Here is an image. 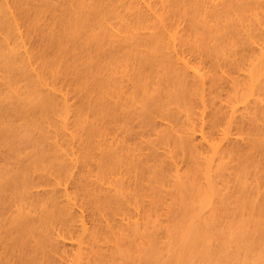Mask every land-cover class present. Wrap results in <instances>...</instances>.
I'll return each instance as SVG.
<instances>
[{
	"label": "bare ground",
	"instance_id": "1",
	"mask_svg": "<svg viewBox=\"0 0 264 264\" xmlns=\"http://www.w3.org/2000/svg\"><path fill=\"white\" fill-rule=\"evenodd\" d=\"M195 1L200 4V14H207L208 17L204 16L207 20L209 16L213 17V21L218 14L223 17L221 12L225 9L227 14L224 12V16H227L228 9L243 5L242 17L234 21L248 35L247 44L236 49L240 43L237 39L226 40V47L218 49H226L222 50L226 52L225 62L214 64L217 65L215 69L214 65L210 68L211 65L203 61L202 54L195 56L188 49V30L186 33L184 30L187 19L178 14L181 11L176 8L178 0H0V264H106L111 257L108 250L112 249H108V242L123 240L132 227L140 232L136 240L143 238V229L148 226L142 224V219L151 214L143 209L145 203L126 205V210L129 207L130 211H120V216L117 207L114 213L118 216L112 215L113 218L108 217L104 209L113 200L119 199V202L121 197L125 198L131 184L142 182L144 169H141L144 167L140 166L146 165L143 159L151 148L156 153L163 148L158 154L166 159L169 164L166 167L169 166L171 173L166 185L182 179L186 183L187 172L198 181L204 204L193 214L184 236L181 235L186 246H193L194 234L196 236V232L216 221H213L219 214L215 212L219 211L216 204L225 200L228 187L231 189L224 175L232 166V152L238 148L256 151L259 141H264V0ZM234 10L238 15L237 7ZM227 20L230 19L227 17ZM224 24L220 20L213 22L215 29L210 33L216 30L221 35L228 34L223 32L227 29L222 27L228 25ZM195 27L194 32L197 31ZM202 36L199 42L204 38ZM44 37H53V46L48 50L42 45ZM103 43L108 44L106 58L103 57V61L106 60L102 64L100 56H96L102 65L97 66L95 59L93 66L91 62L95 55L102 52L98 50H104ZM220 43L221 40L217 44ZM122 44L125 48L122 54L120 49L117 50L119 53L111 51L113 46V50L119 46L124 50ZM196 47L194 49L198 50L200 46ZM169 75L188 84L186 90L190 91V101L195 104L186 108L193 110L191 113L184 109L177 112L176 107L178 116L170 114L174 106L170 109L172 103L168 105L169 99H164L161 91L158 92L169 88L170 83L167 88L164 86L168 79L167 83H161ZM215 76L218 84L221 79L227 85L225 96L218 91L222 82L219 86L213 85L217 83ZM171 78L175 80V77ZM159 81L161 84L158 85ZM152 90H157L156 94L167 100L169 114L165 115V103L159 102L163 99H157L160 105L155 109L163 110L164 115L159 114L158 119L157 113L152 115V109L151 115L145 114L155 121L151 120L154 126L148 135L158 137L167 131L170 135L167 143L174 135L177 137H173L174 140L184 139L189 147L188 152L185 149L188 154L184 153L185 160L174 157L170 150L173 146L164 148L166 136L162 138L163 142L158 139L162 142L158 143L163 144L159 150L157 146L160 145L154 143L157 138L146 139L143 130L134 132L137 114L144 113L143 102L148 107L156 105L154 96L147 94ZM165 92L162 94L166 98L170 92ZM142 114L140 117L144 121ZM176 117L181 122L175 121ZM256 180L254 182H258ZM257 187L251 196L255 195L250 202L253 205L259 198L264 200V197L261 199V188ZM160 205L155 214L152 208L149 210L156 217L154 225L157 223L158 226L167 221L166 199ZM115 242L114 245L121 244ZM258 248L260 250V246ZM261 254L263 260L256 264H264V249Z\"/></svg>",
	"mask_w": 264,
	"mask_h": 264
},
{
	"label": "rangeland",
	"instance_id": "2",
	"mask_svg": "<svg viewBox=\"0 0 264 264\" xmlns=\"http://www.w3.org/2000/svg\"><path fill=\"white\" fill-rule=\"evenodd\" d=\"M195 1V0H194ZM194 1L193 0H191L190 1V4H189V0H178V3H177V5L179 4L180 5V7H179V5L176 7L177 8V11H178V9L180 10L181 9V11H179V15L180 16H184L183 18H186L187 20H185L186 22H184V27L186 26V27H189V28H186L185 27V29L184 30H186L185 31V33L187 32V30H188V32L186 33L187 34V39H188V42H186V45L189 47H187L189 50H192V54H196L195 56H197L198 54H200V56H201V54H202V56H201V58L203 57V61L204 62H206L209 66L211 65V67L210 68H212V65H214V64H220L222 61V63H224L225 61L223 60L224 59V56H225V54L224 53H226L225 51H222V50H226V49H222V50H220V51H218V49H221V48H225L224 47V45H226L225 43L227 42L226 40H228V41H230V40H234L235 41V39H237L236 41H237V43L238 42H240V43H238L235 47H236V49H238V48H240V46H241V44H242V46H241V48L240 49H242V47H245L246 46V44H247V42H246V40L248 39L247 37H248V35L247 34H245L244 33V31L243 30H241L242 28H241V26H239V23H237L236 22V25H235V21L234 20H238L239 18H241L242 17V12H243V10L241 9L242 8V3L241 4H239V5H235V6H233V7H231L232 9V12L230 13V11H229V9H228V15L227 16H224V15H226L227 14V12H225L226 11V9H225V13L226 14H224V12H221V14L223 15V17L225 18V20H223L224 18L223 17H221V15L220 14H218V16H216V19L214 18V21H213V17H210L209 16V18H208V20L210 19V18H212V20L210 21L209 20V22H208V20H207V18H204V16L206 17H208V15L206 14V15H204V14H200V12H199V10H198V7L200 6V4H197L196 3V1H195V3H194ZM184 2V3H183ZM186 2H188V3H186ZM191 2H193V3H191ZM182 4V5H181ZM185 5H186V7H185ZM196 5H197V7H196ZM242 5V6H241ZM191 6V7H190ZM182 7V8H181ZM237 7V11H239V14L237 15V13H236V10H234L235 8ZM193 8H195V10L193 9ZM192 9V10H191ZM197 9V10H196ZM189 10H190V12H189ZM194 11V12H193ZM234 11V12H233ZM183 12V13H182ZM188 12V13H187ZM198 12H199V14H198ZM185 13V14H184ZM194 13V14H193ZM195 13H197L198 15H199V17L197 16V14H195ZM233 13H235V14H233ZM181 14H183V15H181ZM190 14V15H189ZM230 14H231V16H230ZM233 14V15H232ZM188 16V17H187ZM195 16H197L198 17V19H197V17L195 18ZM219 16L221 17L220 19H217V17L219 18ZM238 16V17H237ZM239 16H241V17H239ZM227 17L230 19L229 21L227 20ZM203 18V19H202ZM237 18V19H236ZM199 19H201V20H199ZM203 20V21H202ZM206 20H207V22H206ZM216 20V21H215ZM219 20L221 21V22H223V24L226 22L228 25H227V27L226 28H224V27H222L223 28V30L224 29H227V30H222L223 32H226L227 31V33L228 34H226L225 35V33L224 34H219L216 30H212L211 32L212 33H210V30L211 29H213L214 28V25H213V22L215 23H217V21L219 22ZM223 20V21H222ZM188 21V22H187ZM200 21V22H199ZM225 21V22H224ZM191 22V23H190ZM211 22V23H210ZM234 23L233 25L231 24V23ZM185 23H186V25H185ZM197 23H199V25H200V27H199V25L197 24ZM201 23H203V24H201ZM189 24V25H188ZM192 24V25H191ZM221 24V23H220ZM220 24H218V26L220 25ZM230 24V25H229ZM188 25V26H187ZM194 25H196V27H195V29H197V31H195L194 32ZM211 25H213V27L211 26ZM217 25V24H216ZM225 26H226V24H224ZM223 25V26H224ZM191 26V27H190ZM204 26V27H203ZM230 26V27H229ZM205 27H206V29H205ZM216 27V26H215ZM229 27V28H228ZM238 27V28H237ZM192 28V29H191ZM203 28L206 30H203ZM209 30H208V29ZM199 29V30H198ZM215 29V28H214ZM219 29H221V28H219ZM81 30V29H80ZM83 30V29H82ZM81 30V32H83ZM229 30V31H228ZM239 30V31H238ZM215 31H216V33H217V35L219 36V37H216L217 35H215L216 33H215ZM243 31V32H242ZM196 32H198V33H196ZM201 32V33H200ZM203 32V33H202ZM192 33V34H191ZM196 33V34H195ZM236 33V34H235ZM240 33V34H239ZM242 33H243V35H242ZM190 34H191V36H192V39H191V36H190ZM199 35V37H198V35ZM203 36H202V35ZM211 34H213V35H211ZM238 34V35H237ZM221 35V36H220ZM228 35V36H227ZM237 35V36H236ZM241 35H242V37H241ZM246 35V36H245ZM194 36H196V37H194ZM201 36H202V38L204 39V41H203V43H201L202 42V40L203 39H201V42H199V38H201ZM213 37V38H211V37ZM222 36H223V40H222ZM230 36H234V37H230ZM238 36H239V39H238ZM243 36H244V39H243ZM195 39H194V38ZM198 37V38H197ZM206 37V38H205ZM216 37V38H215ZM230 37V39H228ZM51 40H50V39ZM53 38V37H52ZM51 37H44V39H45V41H44V39H43V43H42V45L44 46L43 48L44 49H47L48 47H52L53 46V39H52ZM220 38V39H219ZM234 38V39H233ZM242 38V39H241ZM191 40V42H190V40ZM197 39V40H196ZM210 39L212 40V41H210ZM220 40H221V43L218 45L217 43H219L220 42ZM244 40V41H243ZM47 41V42H46ZM192 41H195V42H192ZM222 41H223V44H222ZM231 41V42H232ZM51 42V43H50ZM189 42H190V45H189ZM197 42V44H195ZM199 42V43H198ZM207 42H209V45H208V43ZM246 42V43H245ZM50 44V45H47V44ZM117 43V42H116ZM192 43V44H191ZM205 43V44H204ZM234 43V42H233ZM236 43V42H235ZM234 43V44H235ZM104 44V43H103ZM121 43H119V45H120ZM195 44V45H194ZM202 44V45H201ZM108 44H104V50L103 49H100V50H98V51H102L103 52V55H102V52L99 54L98 53V51H97V53L99 54V55H95V57H94V59L92 60V62L91 63H93L92 65L94 66V64L96 63V64H98L97 66H99V65H102L103 64V62H105V60L106 59H104V61H103V57H105L106 58V56H105V54H106V52H105V48H106V50L108 49V46H107ZM192 45V46H191ZM196 45H198L197 47H196ZM218 45V46H217ZM46 46V47H45ZM105 46H107V47H105ZM118 46V45H117ZM121 46V45H120ZM119 46V47H120ZM200 46V47H199ZM204 46V47H203ZM218 48H217V47ZM114 47V46H113ZM113 47H111L112 48V50L111 51H116L117 53H119L120 52V54H122V52H124L125 51V48L123 47V44H122V47H123V49L124 50H122L121 48H119V47H117L116 48V50H113ZM115 47H116V44H115ZM114 47V48H115ZM184 47H185V45H184ZM198 48V50H195L194 48ZM49 48V49H50ZM201 48L202 49H205V51L204 50H201ZM208 48V49H207ZM109 49H110V46H109ZM118 49H120L119 50V52L117 51ZM200 49V50H199ZM48 50V49H47ZM206 50H207V52H206ZM108 51H110V50H108ZM196 51V52H195ZM199 51V52H198ZM201 51V52H200ZM194 52V53H193ZM205 54H204V53ZM207 54V55H206ZM216 54V55H215ZM220 54L222 55V56H220ZM224 54V55H223ZM209 55V56H208ZM218 55V56H217ZM96 56H97V58L100 56V61H102V64H99L100 63V61H98L99 59H97L96 58ZM208 56V57H207ZM102 57V58H101ZM210 57V58H209ZM213 57V58H212ZM217 57H218V59H219V61H218V59H217ZM221 58H222V60H221ZM96 59V62L94 61ZM206 59V60H205ZM212 59V60H211ZM225 59H227V58H225ZM217 60V61H216ZM98 61V62H97ZM95 62V63H94ZM213 63V64H211V63ZM216 62V63H215ZM219 62V63H218ZM215 66V65H214ZM231 67L233 66V65H230ZM82 68V70H83V66H81ZM79 68H80V66H79ZM78 68V70L79 71H82L81 69H79ZM214 69L215 68H217V65L215 66V67H213ZM79 71H78V73H79ZM171 77H175V80L173 81L172 80V78ZM218 78H219V76H217ZM170 78H171V80L173 81V83H172V81L170 82ZM169 80V82L167 83L166 81H168ZM179 79V81H180V83H178L179 81L178 80H176V76H174V75H169L166 79H165V81L164 82H162L161 81V83H167V84H164V86L166 87V85H168L169 83V85L170 86H168L169 88H167V89H162V88H164V86H163V84H162V90H159L158 92H160L161 93V96L164 98V99H169V100H171V101H169L168 100V105L170 104V103H172V106L171 105H169L170 106V109H171V107H173V112L172 111H170V114H174V113H176L174 116H178L177 115V112H180L181 113V109H184V110H186V112L188 113V111H190V109H186V108H191V106H194L195 104H193L194 102L193 101H190V98H189V92L190 91H187L186 89V87H188L187 85H185V83H181V81L183 80H181V78H178ZM215 79H217L216 78V76H215ZM178 81V82H177ZM177 82V83H176ZM183 82V81H182ZM219 82L221 83H223V81H221V79H219ZM159 83H160V81L158 82V85H159ZM160 83V84H161ZM174 83L176 84V85H174ZM215 83V84H214ZM213 83V85H218L219 86V84H218V79H217V83L216 82H214ZM221 83V84H222ZM225 83V82H224ZM223 83V84H224ZM173 84V85H172ZM182 84V85H181ZM220 84V86H219V90L218 91H220L221 92V94L223 93V95L225 96V92L227 91V85H225L224 84V86L223 85H221ZM216 85V86H217ZM183 86V87H182ZM222 86V87H221ZM156 87H157V85H156ZM161 87V85L159 86V88ZM223 87H224V89H223ZM225 87H227L226 88V91H224L225 90ZM158 88V89H159ZM171 89V90H170ZM165 90H166V92L168 93V92H170V95H171V97H170V95L168 96V98H167V96H166V94H165V96H166V98L164 97V94H162V91L163 92H165ZM168 90H170V91H168ZM156 91V92H155ZM173 91V92H172ZM165 92V93H166ZM186 92H188V93H186ZM157 90H152L151 92H148L147 94H149L150 95V97H152L153 98V96H154V98L156 99V101L154 102L153 101V103H155L156 105H149V107H148V104L147 103H145V102H143L144 103V105H143V107H142V110L144 111V113L142 114V113H139V114H137V115H139V116H137L138 118H136V120L137 121H135L134 120V124H135V126H136V128H135V126L133 125V123H132V125L134 126L133 128H134V132L135 131H137V129H138V131L140 132V131H142L143 130V132H145V134L147 133V136L145 135V134H143V132H142V135H144L145 136V138L147 137H149V135H148V133L150 132V129H151V127H152V125H153V123H152V121L153 122H155L154 120H152V117H151V120L150 119H148V116L147 115H145V114H150V110L152 109V111H151V113H152V115H154V113H157V114H155L154 116H156L157 115V117L156 118H158V116H159V114L160 115H162L163 113H162V107H164V106H160L161 108V110L162 111H160L159 109H155L156 107L158 108V106L160 105L159 104V102L161 103V104H164L165 103V107L164 108H166V109H164V111L166 112V114L165 115H168L169 113L167 112V111H169L168 109L169 108H167V104H166V101L167 100H164L163 98H161V96H158L157 94ZM169 94V93H168ZM146 95V94H145ZM149 95H146V97L147 96H149ZM160 95V94H159ZM145 97V96H144ZM191 97V96H190ZM157 99H163V100H161V101H159V102H157L158 100ZM188 101H187V100ZM144 100H148L147 98H144ZM153 100V99H152ZM174 100V101H173ZM186 100V101H185ZM148 102V101H147ZM150 102V101H149ZM157 102V103H156ZM193 102V103H192ZM173 103L175 104V105H173ZM186 103H187V107H186ZM145 104H147L146 105V107H145ZM158 104V105H157ZM191 104V105H190ZM151 106H153V107H151ZM190 106V107H189ZM148 107V110L146 109ZM176 107L178 108L177 110H176ZM182 107V108H181ZM213 107V106H212ZM218 106H215L214 108H217ZM150 108V109H149ZM194 107H192V109H193ZM179 109H180V111H179ZM142 110H139V111H142ZM188 110V111H187ZM142 111V112H143ZM177 111V112H176ZM191 111H193V110H191ZM191 111H190V113H191ZM147 112V113H146ZM168 113V114H167ZM141 114H142V117H145L146 118V120H145V118H143L144 119V121L142 120V118L140 117L141 116ZM179 114V113H178ZM151 115V114H150ZM150 115H149V117H150ZM164 115V114H163ZM154 116H153V118H154ZM140 117V118H139ZM180 117V116H179ZM155 118V119H156ZM177 118V117H176ZM175 118V119H176ZM181 118V117H180ZM180 118H179V120H178V118L175 120V121H179V122H181L180 121ZM184 117H182V119H183ZM141 121H140V120ZM159 119V118H158ZM158 119H156L157 121H158ZM138 120L140 121V122H138ZM148 120V122L147 123H144L145 121H147ZM183 122V121H182ZM139 123V124H138ZM146 124H149V125H151V126H145ZM179 125H180V123H179ZM137 126H138V128H137ZM143 126V127H142ZM154 126V125H153ZM141 127V128H140ZM143 128V129H142ZM139 129H141V130H139ZM144 129L146 130V131H144ZM20 130H22V128H20ZM152 130V129H151ZM137 131V132H138ZM132 132H133V130H132ZM172 133V132H171ZM135 135V134H134ZM172 135H174V134H172ZM162 136V137H161ZM166 136V138L164 139V141L167 139V138H170L169 136L170 135H168L167 134V131L164 133V134H162V135H160V136H152L151 135V137L154 139V138H157V139H154V143H156V146L157 145H160V146H157V148L159 147V150L161 149V147H163V144H164V148H165V146H166V148H167V146H168V148L170 149L171 148V146H173L174 148H171L170 150L172 151V154L174 155V157L176 158V159H183L184 158V156H186V152H188V150H189V147L186 145V143L184 142V139H183V141H182V138L181 137H179L180 139H176V140H174L173 139V137H175V135L172 137V140H170V142L169 143H171L170 145H169V143H167V141H169L168 139L166 140V143L164 142L163 144H162V146H161V144H159L158 143V141L159 142H161L160 140H158V139H162L163 137H165ZM168 136V137H167ZM151 137H149V138H151ZM161 137V138H160ZM146 138V139H147ZM151 138V139H152ZM175 138H177V137H175ZM151 141V140H150ZM172 141V142H171ZM180 141V142H179ZM162 142H163V139H162ZM161 142V143H162ZM260 142V143H259ZM258 143H259V145H257V148H256V151H254L253 150V148L252 149H247V148H245V149H243V150H241L242 148H238L237 150H235L234 152H232V156H233V159H232V169H231V167H230V169L229 170H227V174L229 175L230 173H231V175H230V177L227 175V174H225L224 175V178L226 179V182H227V184H229L230 186H231V189H230V187H228L229 189H230V191H229V189H227V191H225V194H226V192L227 193H229V194H227V196L226 197H224L225 198V200H220V201H218L217 203H219L220 204V206H219V204H216L217 206H218V208H219V211L218 210H216L215 212H219V214L218 215H220V211H221V215L218 217V215L216 216V218H214L213 217V221H214V219H216V221L215 222H211L210 223V225H208V227H203L199 232H196V236H195V234H194V236L193 237H196L195 239H193V241L194 240H196V241H194V245L193 246H191V247H187L186 246V243H185V238L184 237H182V236H184V234H185V231H186V228L188 227V222H190V220L192 219V216H193V214L196 212V210L198 211L201 207H202V204H204L203 203V196H202V194H201V190L199 189V186H198V181H197V179L194 177V176H192L193 174L191 173V172H187L186 174H187V177L185 178V181H186V183H184L183 182V180L184 179H182L181 180V182H179L178 181V183L176 182V183H171L170 185H166L167 184V178H169V175L171 174L170 173V171H169V166H167L166 167V164L167 165H169L168 164V162L166 161V159L164 160V158L162 157V155L160 154H158L159 152H161L162 151V149L159 151V152H157L156 153V151H154L153 150V148H151L152 149V151H151V149L149 150V153H147L146 155H145V157L149 160L148 161V163H147V160H146V158L145 159H143L144 160V162H145V166H143L142 164L144 163V162H142V166H140V168H142V167H144V168H142L141 170H143L142 172L144 173V174H142L141 175V177H143L142 179V182L141 183H133L134 185L136 184V187L133 185V184H131L132 186L129 188V191L127 190V194L125 195V198H123V197H121L122 198V200H120V201H122V203L119 201L118 202V200H113V204L112 203H109L110 202V200H108L109 202V204L107 205V208H105L104 209V212H106L105 214H107L108 215V217H112V215L114 216V215H116L114 212H115V210H118L117 209V207L120 209V210H118L117 212H119L118 214H119V216H120V214H122V213H124V212H129L130 211V209H129V207H127V210H126V205H128L129 204V206L130 205H134V204H144L143 206H144V208L143 209H145L146 210V212H148V215H149V213H151L150 215L152 216V217H150V215H149V217H150V219H149V217H147V215H146V217H144V219H142V221H143V223L142 224H146V226H148L147 227V229H143L144 231L142 232L143 234H144V237L143 238H141V239H137L136 240V238H138V236H139V234H140V232H138L136 229H134V227H132V228H130L129 230H130V232L128 231V232H126L125 234L127 235V236H124L123 237V240L122 239H118V240H115L116 242L117 241H119V246L117 245V243H116V245H114L113 243H111V242H108V244H110V246L108 247V249H110V247H112V249H110V250H108V253L109 254H111V259L109 258V260L107 259V257H105V260L107 259L108 261L106 262V264H256V261L258 262V261H262L263 260V258H261L262 257V254H261V250H263L264 249V239H263V237H264V200H260V198H259V202L254 206L253 204H250V202H251V198H253V197H251L254 193H253V191L255 192V187H257L258 185H260L259 187H257L258 189L259 188H261V189H259L260 190V195H261V199L264 197V169H263V166H264V153H263V155L261 154L263 151H264V149H262V147L261 146H264V141H263V139L262 140H260ZM153 143V144H154ZM180 143H181V145H180ZM257 143V144H258ZM152 144V145H153ZM263 144V145H262ZM184 146V147H183ZM256 146V145H255ZM245 147V146H244ZM243 147V148H244ZM154 148H156V147H154ZM255 148V147H254ZM264 148V147H263ZM174 149V150H173ZM184 149V150H183ZM185 149L187 150L186 152H185ZM248 151H247V150ZM261 149V150H260ZM156 150V149H155ZM246 150V151H245ZM150 152H152V154L150 153ZM182 152V153H181ZM239 152V153H238ZM247 154H246V153ZM250 152V153H249ZM154 153V154H153ZM156 153V154H155ZM184 153H186V154H184ZM252 153V154H251ZM176 154V155H175ZM181 154V155H180ZM234 154H235V156H234ZM256 154H257V156H256ZM259 154V155H258ZM153 155H156V156H152ZM180 155V156H179ZM188 155V154H187ZM248 156V157H246V156ZM160 158H159V157ZM239 156V157H238ZM242 156V157H241ZM263 157V158H260V157ZM152 157V158H151ZM163 158V159H162ZM188 158H189V156H188ZM188 158H187V160H188ZM246 158V159H245ZM247 158H249V159H247ZM256 158V159H255ZM156 159V160H155ZM158 159V160H157ZM152 160V161H151ZM162 162H161V161ZM163 160H164V162H163ZM183 160H185V159H183ZM160 161V162H159ZM235 161V162H234ZM185 163V162H184ZM231 164V163H230ZM247 165V166H246ZM246 166V168L247 169H244V167ZM249 167V168H248ZM139 168V169H140ZM167 168H168V170H167ZM251 168V169H250ZM262 169H263V171H262ZM250 172V173H249ZM253 172V173H252ZM247 173V174H246ZM147 174V175H146ZM244 174V175H243ZM190 175H191V177H193V178H195V179H193V178H191L190 177ZM247 175V177H245ZM243 176V177H242ZM248 176H250L249 178H248ZM188 177H190V178H188ZM229 177V178H228ZM146 178V179H145ZM244 178V179H243ZM252 178V179H251ZM191 179V180H190ZM230 179V180H229ZM257 179V180H256ZM259 179V180H258ZM167 180V181H166ZM227 180H229L230 182H228ZM254 180H256V181H260L259 183L260 184H258V182H254ZM143 181H144V183H143ZM247 181V182H246ZM251 181H253L252 182V184L251 185H248L249 183H251ZM146 182H148V184L146 183ZM244 182H246V183H244ZM248 183V184H247ZM258 184L257 186H256V184ZM173 184V185H172ZM262 185V186H261ZM134 186V187H133ZM138 186V187H137ZM249 186V187H248ZM255 186V187H254ZM133 187V188H132ZM254 187V189H252ZM135 188V189H134ZM140 188V189H139ZM141 188H142V190H141ZM136 189H138V190H136ZM148 189V190H147ZM249 189V190H248ZM135 190H136V194H135ZM144 190V191H143ZM145 190H147L146 191V193H145ZM246 190H248V191H246ZM133 191V192H132ZM128 192H131V193H128ZM251 192H252V194H251ZM142 193H143V195H142ZM144 194H146V195H144ZM225 194H223V195H225ZM142 196V197H141ZM146 197V198H144V197ZM222 196V195H221ZM130 197V198H129ZM138 197V198H137ZM166 197V198H165ZM201 197V198H200ZM146 200L145 202H141L142 200H144V199ZM222 198V197H221ZM125 199V200H124ZM138 199V200H137ZM151 199V200H150ZM166 199V202H167V209H165V218L167 217V221L166 222H164V223H162V226L161 225H157V223H155L156 225H154V219L156 218L155 217V215H152V212H150L149 210L151 209L152 211H153V213L155 214V212H157V209H158V207H160L161 205L160 204H162L163 202H164V200ZM202 199V201H200ZM132 200V201H131ZM141 200V201H140ZM124 201V202H123ZM127 201V202H126ZM134 201V202H133ZM222 201V202H221ZM150 202H152L151 204H149ZM232 202V203H231ZM263 203V204H262ZM147 204H149V205H147ZM159 204V205H158ZM258 204L259 205H263V206H259L258 207ZM120 205H121V208H120ZM153 207H152V206ZM109 206H111L110 208H109ZM148 206H149V208H148ZM151 206V207H150ZM155 206V207H154ZM257 206V207H256ZM225 207V208H224ZM226 207H227V209H226ZM228 207H230V209L228 210ZM262 207H263V209H262ZM109 208V209H108ZM123 208V210H121ZM156 208V209H155ZM199 208V209H198ZM217 208V207H216ZM217 208V209H218ZM224 208V209H223ZM235 208V209H234ZM255 208H259V210L258 209H255ZM195 209V210H194ZM255 209V210H254ZM90 210V209H89ZM113 210V211H112ZM168 210V211H167ZM223 210H225V212L223 211ZM235 210V211H234ZM254 210V211H253ZM107 211H108V213H107ZM111 211V212H110ZM120 211L122 212V213H120ZM168 213H167V212ZM258 211V212H257ZM234 214H233V213ZM260 212H262L261 214H262V216H261V214H260ZM112 213V214H111ZM118 214H117V216H118ZM167 214V215H166ZM231 214H233V215H231ZM116 216V217H117ZM155 217V218H154ZM261 217V218H260ZM113 218V217H112ZM118 218V217H117ZM145 218H147V219H145ZM263 218V219H262ZM156 220V219H155ZM166 220V219H165ZM145 221V222H144ZM152 221V222H151ZM186 221H187V223H186ZM212 221V220H211ZM185 223H186V225H185ZM214 223V224H213ZM211 226V227H210ZM145 227V226H144ZM182 227H184V229L182 228ZM146 228V227H145ZM206 229V232L204 231ZM208 230V231H207ZM211 230V231H210ZM134 231H137L136 233H137V235H136V233L134 232ZM205 233H204V232ZM202 233V234H201ZM209 233V234H208ZM208 234V235H207ZM182 235V236H181ZM198 235H199V237H198ZM201 235V236H200ZM203 235V236H202ZM262 237V239H261V237ZM126 238V239H125ZM203 238V239H202ZM206 238V239H205ZM135 239V240H134ZM182 239V240H181ZM205 239V240H204ZM120 240L122 241V242H120ZM128 240V241H127ZM198 240V241H197ZM202 240V241H201ZM201 241V242H200ZM206 241V242H205ZM262 241H263V243H262ZM124 242V243H123ZM196 242V243H195ZM198 243V244H197ZM260 245H259V244ZM123 245V246H122ZM262 245V246H261ZM260 246V250H259V248L258 247ZM105 248H107V247H105ZM104 248V249H105ZM192 248H194V249H192ZM104 249H103V254H102V256L104 255ZM190 249H192V250H190ZM197 249V250H196ZM106 250V249H105ZM258 250V251H257ZM194 251V252H193ZM257 251V252H256ZM111 252V253H110ZM176 252L178 253V254H176ZM187 252H188V254H187ZM191 252V253H190ZM196 252V253H195ZM130 253V254H129ZM194 253V254H193ZM255 253H256V256H255ZM109 254H107L108 256H110ZM179 254H180V256H179ZM187 254V255H186ZM193 254V255H192ZM260 256H259V255ZM176 255V256H175ZM184 255V256H183ZM190 255H191V257H190ZM181 256H182V258H181ZM195 258H194V257ZM255 256V257H254ZM162 257V258H161ZM208 259H207V258ZM253 257V258H252ZM178 258V259H177ZM179 258H181L182 260H180ZM255 258V259H254ZM257 258V259H256ZM176 259V260H175ZM180 260V261H179ZM248 263H247V262ZM251 261H253V262H251ZM211 262V263H210ZM251 262V263H250ZM104 263V262H103ZM259 263V262H258Z\"/></svg>",
	"mask_w": 264,
	"mask_h": 264
}]
</instances>
